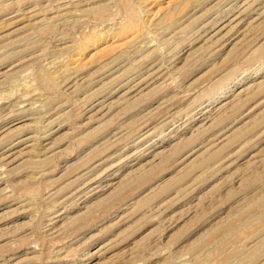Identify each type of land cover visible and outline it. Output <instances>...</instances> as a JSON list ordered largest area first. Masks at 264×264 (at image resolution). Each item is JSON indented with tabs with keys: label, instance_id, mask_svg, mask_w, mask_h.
I'll return each instance as SVG.
<instances>
[{
	"label": "rangeland",
	"instance_id": "1",
	"mask_svg": "<svg viewBox=\"0 0 264 264\" xmlns=\"http://www.w3.org/2000/svg\"><path fill=\"white\" fill-rule=\"evenodd\" d=\"M0 264H264V0H0Z\"/></svg>",
	"mask_w": 264,
	"mask_h": 264
},
{
	"label": "bare ground",
	"instance_id": "2",
	"mask_svg": "<svg viewBox=\"0 0 264 264\" xmlns=\"http://www.w3.org/2000/svg\"><path fill=\"white\" fill-rule=\"evenodd\" d=\"M24 141V140H23Z\"/></svg>",
	"mask_w": 264,
	"mask_h": 264
}]
</instances>
